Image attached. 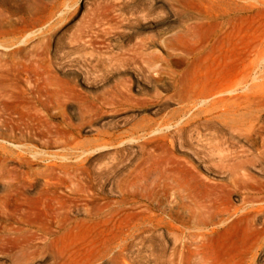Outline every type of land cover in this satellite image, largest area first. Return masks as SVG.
I'll use <instances>...</instances> for the list:
<instances>
[{"label": "rangeland", "instance_id": "obj_1", "mask_svg": "<svg viewBox=\"0 0 264 264\" xmlns=\"http://www.w3.org/2000/svg\"><path fill=\"white\" fill-rule=\"evenodd\" d=\"M213 1L0 0V264H264V0Z\"/></svg>", "mask_w": 264, "mask_h": 264}, {"label": "bare ground", "instance_id": "obj_2", "mask_svg": "<svg viewBox=\"0 0 264 264\" xmlns=\"http://www.w3.org/2000/svg\"><path fill=\"white\" fill-rule=\"evenodd\" d=\"M207 1L209 2H214L213 0H172L173 3L179 5V6H182V7H186V6H189V5H192V4H205ZM224 1L225 3H230L231 0H222ZM221 1L218 2V4H220ZM238 4V3H237ZM244 10L241 11L240 13H246L247 9L245 10L246 7H243ZM232 15L231 12H228L226 13L225 15L223 14L222 15V19L228 21L229 19V16ZM221 16H216V17H207L206 20L209 21V24H212L214 25L216 23V21L220 18ZM243 17V16H242ZM247 17V16H246ZM256 17V16H255ZM233 18V17H232ZM229 23V22H228ZM230 24V23H229ZM251 28V27H250ZM91 29V28H90ZM191 36H193L195 39L196 38H199L200 37V34L198 32H191ZM187 36L186 35H182L180 37V42H179V50L181 52H183L184 54H186L187 56H195V55H198L200 52H201V49H199L197 47V43H194L193 45H188V41H185L184 39L186 38ZM254 43V42H253ZM188 46V47H187ZM253 46V45H252ZM254 50V49H253ZM264 52V41L261 40V42L258 44V46L256 47V50L254 51V53L256 54H262ZM8 68V67H7ZM1 70V69H0ZM3 70V69H2ZM2 73V72H1ZM16 74V73H14ZM6 77H9V73L7 72L6 73ZM9 75V76H8ZM13 76V74H12ZM11 76V77H12ZM16 76V75H15ZM2 77H0L1 79ZM10 78V77H9ZM16 78V77H15ZM4 79V78H3ZM3 79H1L2 81H4ZM180 86H182V81H178V84L176 85V91L179 93L180 92ZM3 87V86H2ZM0 86V88H2ZM5 87V86H4ZM7 87V86H6ZM12 86H10L11 88ZM14 87V86H13ZM18 88V87H17ZM16 88V90H17ZM21 88V87H20ZM19 88V89H20ZM11 89H14V88H11ZM15 90V89H14ZM14 90H9L8 88V91H6L5 93L1 94L0 93V100H3L5 99L6 101H9V100H15L17 99L18 97L16 95H19V91L17 93V91L15 92ZM22 91L21 93V97L24 98V93L26 92H23L24 90L21 88L20 89ZM31 93V92H30ZM23 95V96H22ZM28 96V95H27ZM247 98V107H246V110L247 112L251 115V120L253 121V125L251 127V133L252 134H259L261 133V130L260 129H257V125L254 124L255 122H263L264 123V91H259L257 92L256 94L254 95H249L246 97ZM4 103V101H3ZM25 103V102H24ZM28 106V105H27ZM30 106V104H29ZM28 106V107H29ZM33 106V105H32ZM26 106L23 107L24 111L26 110L27 112L31 111L30 107L28 108ZM33 110V109H32ZM35 110V108H34ZM215 110V109H213ZM33 112V111H32ZM9 114V113H8ZM29 114V113H28ZM7 113L2 109L1 105H0V122H3L5 117H6ZM12 115V114H11ZM13 117V116H12ZM31 117V116H30ZM10 118V117H9ZM11 119V118H10ZM9 119V120H10ZM13 119V118H12ZM1 124V123H0ZM14 131V130H12ZM24 155L20 156L22 159L25 158L23 157ZM17 158V157H16ZM16 160V159H15ZM20 160V159H19ZM27 161V160H26ZM22 162V161H21ZM19 162V163H21ZM54 167V166H52ZM47 172H50L48 170H45L44 173L46 174ZM51 175H53L52 179H57V181L61 182V176H58L56 174H54V170H51ZM1 175V174H0ZM6 176V175H5ZM41 176H45L43 175L42 171H33L31 173H24V177H23V180L21 182L22 184V188L24 189V191H26L27 188L29 187H33L36 182L40 181V178ZM3 177V176H2ZM2 177L0 179H2ZM66 177V176H65ZM13 184V183H12ZM13 187V186H12ZM10 190V189H9ZM75 193V194H73ZM73 193L71 194L73 197L74 196H78L79 194L74 190H73ZM21 201L23 202L25 200V196L22 195L21 197ZM24 198V199H23ZM37 200V202H42L43 199H44V192H40L37 194V197L35 198ZM56 199V198H55ZM21 202V203H22ZM10 203V202H9ZM32 216V215H31ZM255 221V219H251V225L253 224V222ZM34 224V225H33ZM33 224H30L28 225V227H33V228H36L38 229V231L41 230V224L39 223L38 219L36 221L33 222ZM26 226V225H25ZM26 229H19L17 230L16 232L18 233L19 236H22V232H24ZM92 259V258H91ZM94 260V259H92ZM68 260H66V263H67ZM70 264H81L83 261H79V260H76V259H71L69 260Z\"/></svg>", "mask_w": 264, "mask_h": 264}]
</instances>
